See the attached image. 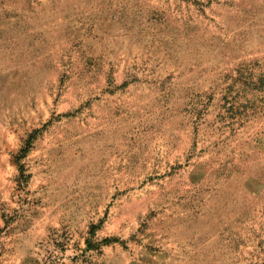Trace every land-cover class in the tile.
<instances>
[{
	"label": "rangeland",
	"instance_id": "obj_1",
	"mask_svg": "<svg viewBox=\"0 0 264 264\" xmlns=\"http://www.w3.org/2000/svg\"><path fill=\"white\" fill-rule=\"evenodd\" d=\"M0 264H264V0H0Z\"/></svg>",
	"mask_w": 264,
	"mask_h": 264
}]
</instances>
